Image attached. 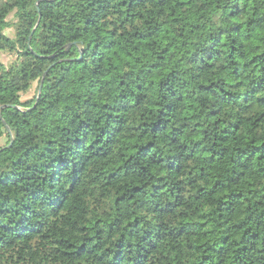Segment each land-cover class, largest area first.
I'll return each mask as SVG.
<instances>
[{
    "label": "trees",
    "instance_id": "16d2710c",
    "mask_svg": "<svg viewBox=\"0 0 264 264\" xmlns=\"http://www.w3.org/2000/svg\"><path fill=\"white\" fill-rule=\"evenodd\" d=\"M1 106L0 264H264V0H0Z\"/></svg>",
    "mask_w": 264,
    "mask_h": 264
},
{
    "label": "rangeland",
    "instance_id": "374dc122",
    "mask_svg": "<svg viewBox=\"0 0 264 264\" xmlns=\"http://www.w3.org/2000/svg\"><path fill=\"white\" fill-rule=\"evenodd\" d=\"M9 20L12 21V14L9 16ZM5 33L8 35V36H11L12 34V29L11 28H7L5 30ZM14 59V56L13 55H9L7 53H3L2 56H1V61L2 63L8 65L10 63V61H12ZM36 83L33 85V87L26 93H22L21 96H20V100L21 101H26V100H32L36 94ZM6 141V138L3 137L1 139V142L0 143H4Z\"/></svg>",
    "mask_w": 264,
    "mask_h": 264
},
{
    "label": "water",
    "instance_id": "95a60500",
    "mask_svg": "<svg viewBox=\"0 0 264 264\" xmlns=\"http://www.w3.org/2000/svg\"><path fill=\"white\" fill-rule=\"evenodd\" d=\"M40 83H41V82H40ZM41 85H42V83H41ZM40 90H41V86H40V88H39L38 94L40 93ZM2 107H3V106L0 107V110H1Z\"/></svg>",
    "mask_w": 264,
    "mask_h": 264
}]
</instances>
